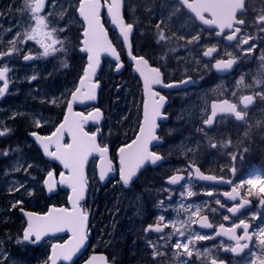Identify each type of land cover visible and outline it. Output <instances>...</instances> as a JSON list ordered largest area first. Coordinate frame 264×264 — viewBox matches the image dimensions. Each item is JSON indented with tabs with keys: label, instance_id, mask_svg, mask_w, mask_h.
Returning a JSON list of instances; mask_svg holds the SVG:
<instances>
[{
	"label": "snow or ice",
	"instance_id": "snow-or-ice-1",
	"mask_svg": "<svg viewBox=\"0 0 264 264\" xmlns=\"http://www.w3.org/2000/svg\"><path fill=\"white\" fill-rule=\"evenodd\" d=\"M126 2L127 0H24L23 6L17 9L22 16L19 23L24 25V29L20 30L19 25L15 28L10 26L6 30L8 33H13L7 41L9 46L7 50H2L0 47V64H3L0 66V82H2L0 99L9 91V73L13 69L5 61L13 56L22 55V60L28 62L48 58L56 53L66 54L69 51H78L86 57L82 75L78 78L74 90L61 94V96L70 98L61 101L60 97H54L50 100L41 99L40 101L42 104L63 106L66 109L63 119L53 124L48 134L42 135L38 131L29 133L33 142L42 150L47 161L58 162L63 170L57 174L54 169H40L38 164L33 163H29L25 167L19 162L12 168L13 172L23 171L25 174L22 181L13 180L8 188L10 195L19 194V198L10 203L8 210L18 209L26 218L25 227L22 229V238L17 237L16 243L39 245L50 236H56L58 233H70L69 238L63 243H49V252L41 264H74V258H77L87 246L90 211L85 207V202L90 187L89 177L86 173L89 158L98 156L101 161L98 177H96L99 182H104L110 173L116 171L112 159L109 158V147L101 139L105 134V129L102 126V110L99 107H94L85 113L74 111L73 107L74 104H83L86 101L97 99V89L100 87L97 73L102 66V57H110L114 61L110 67L114 72L120 73L124 68V62L118 47L125 49L130 60L134 63V71L143 82L145 99L142 101V111L136 124L134 138L121 146L116 154V159L119 161L117 183H121L125 187L130 186L146 164L155 166L165 159L150 147L154 142L162 140L158 134V120L164 116L162 109L167 101L164 95L155 90V86L179 89L183 85L194 83L191 76L165 83L160 67L150 65L149 59L146 58L147 53L134 54L131 38L138 25L126 22L124 13ZM155 5L156 0H151L148 9L150 17L155 10ZM14 7V5H9L5 10L0 11V18L3 17L5 11L12 15ZM159 7L161 9L159 18L153 21L157 46L162 43L169 45L175 38L185 41L183 47L189 51L204 47L197 60V65L203 62L204 68L215 69L220 73L229 72L241 58H247L260 51V64L264 68V0H160ZM164 10H167V15ZM105 12L108 22L117 29L115 40L110 38L109 30L103 22ZM134 12L135 9H133ZM250 13L251 15H249ZM182 17H186L187 21L196 25L199 30L184 31L186 25L180 22ZM60 21H64V23L61 24ZM75 24L80 26L78 38L75 42L66 45L68 37L62 34L70 32ZM0 29H2V25H0ZM165 29H168L172 35H167ZM205 31L209 33L210 37L216 38V44L202 45ZM143 34L141 33V35ZM221 40L228 42L225 47L230 46L234 51L225 50L222 56L221 49L218 47ZM29 42H32L33 46H38L35 55L31 48L25 52V46ZM169 50L175 51V48ZM166 55L167 53L161 59H165ZM204 58L207 59L204 60ZM212 61L215 62L212 63ZM61 63L64 68L69 67L66 61ZM36 79L37 76L32 75L29 83ZM255 84L259 87L252 94H238L236 91H232L229 95L234 98V102L229 98L213 100L210 106L211 114L203 119L199 131L207 135L208 129L214 125L218 116L222 119L234 117L236 121L247 124L250 109L256 107L258 101L264 102V72L261 73V79L256 80ZM120 87L122 85L117 86V91ZM236 87L250 88L251 86L245 84L244 77L241 76L236 82ZM18 115L22 114L14 112L11 118L16 119ZM123 119L127 120L128 117L124 116ZM51 123L42 115L35 119L37 129H43ZM89 124L94 125L95 130H88ZM0 126H3V122H0ZM11 131L10 128L4 127L0 131V137L10 135ZM107 133L111 135V129H108ZM247 135L249 133L245 132V136ZM210 146L211 148L218 147L215 143ZM222 146L227 147V144ZM11 151L20 152V149L17 147ZM247 151L248 149L245 148L244 152ZM9 155V150H0V156L7 157ZM239 158V153H230L231 161L234 162ZM32 169L44 173L39 181L42 183L41 190L46 189L49 194H52L58 186L70 189V194L67 196L70 207L50 205L43 214L25 211L24 198L34 195V189L29 187V181H37V177L31 175L30 170ZM176 171L177 174L171 175L165 181L167 185H181V182L186 180L184 175L179 174L181 170ZM184 171L187 173L188 183L182 185L183 190L178 193L176 217L166 220L165 215L160 214L159 222L149 224L143 229L145 234L153 232L158 234L156 242L146 238V244L152 250L151 264H158L161 259H167L170 250L173 256L179 258V264H195L191 259L194 253L197 260L209 257L203 260L202 264H225L223 259L211 255V249L204 247L201 250L198 247V242L215 240L216 237H227V240L232 242L229 244L221 240L220 245L218 247L214 245V247H217V251L222 248L225 254L231 253L235 257H240V260L235 264H264V214H252L253 221L257 219L261 221L255 226L246 219H239V222L232 223L231 227H225L224 223H220L212 233L196 231L191 225L198 224L201 229H214V224L209 221V215H200L202 205L185 203L186 200L199 194L193 190L194 183L203 181L233 185V181L226 180L223 176L207 175L194 163L187 164ZM229 171L235 174L234 164ZM4 175H9V172L6 170ZM57 175L59 179H56ZM245 185L247 186L245 196L257 197L259 204L264 206V176L255 175L240 181L238 185H233L231 191L220 194L227 200L236 202L233 206L226 208L232 217H236L252 202L241 196L238 191ZM163 191L170 193L166 197L168 201L173 199V195H177L171 188H165ZM204 195L213 197L214 190H207ZM208 203V201L203 202L204 205ZM214 203L219 206V209L225 208V204L218 196ZM159 207L168 210L164 199L159 201ZM208 211L215 214L218 209L210 207ZM181 213H183V219H180ZM222 219L230 221L231 217L223 215ZM3 223H7V220H4ZM177 223L181 227H177ZM169 228L171 231L165 232V229ZM238 230L241 233L239 235L237 234ZM8 238L11 239V236ZM4 243V240H0V248ZM0 264H14V260L6 248L0 250ZM83 264H109V258L103 254H92L84 260ZM112 264H115L114 258Z\"/></svg>",
	"mask_w": 264,
	"mask_h": 264
},
{
	"label": "flooded vegetation",
	"instance_id": "flooded-vegetation-1",
	"mask_svg": "<svg viewBox=\"0 0 264 264\" xmlns=\"http://www.w3.org/2000/svg\"><path fill=\"white\" fill-rule=\"evenodd\" d=\"M140 1L141 0H138V7H135L134 13L133 12L127 13L126 10L124 9L126 22L130 20V23H134L135 25H138V27L134 30V34L132 37L134 54L143 55L147 53L146 58L149 59L150 65L153 67H160L161 72L163 74L162 78L164 79L165 83H170L172 81H178L181 78H187L188 76L192 77V79L194 80V83L183 85L179 89L163 88L160 85L155 86V90L159 91L161 95H164L167 98V101L162 110V113L164 114L163 118L165 119V121L159 123V130H158V134L161 136L162 140L159 143V145L154 147L152 150L164 156L165 159L163 160V163L161 165L155 168L151 166L146 167L143 171H141L138 174L137 178L130 184V186L125 187V186H122L121 183H119L124 188V190L134 189L135 192L138 193V195L142 197V203L146 205V212L141 213V215L144 213L142 217H139L140 214L134 213L135 218H136L135 220H130L128 218H125V219L121 218L123 213H122V210L120 211V206L118 203L120 199L116 196V194H118L117 191L112 187V185L118 186L117 181L119 180V173L117 170L114 171L117 174V176L114 178V180H110L108 184L103 186L98 181L99 186H97V183L95 181L92 185L93 189L89 190L88 192L87 200L85 204L87 205L90 204L89 199L91 197L89 196L90 194H92L94 199L99 204L98 208L95 209L98 215L102 216L103 214H106L107 222L110 221V223L107 225V222H106L105 225L100 230V233L104 232V235L102 237H99L100 239L103 240V244L99 246L93 245L94 229L92 226L89 225L90 246H89V249L86 251V253L78 261L77 264H82L84 260L88 256H90L94 251H96L97 253L107 255L109 260L111 259L110 262L113 260L114 257L117 258L120 252V246H121L120 243L122 239L120 238V243H117V242L114 243L110 239L116 238V236H120L121 235L120 231L124 230L130 225H132L133 227V232H134V237H135L136 242L138 243L140 240L142 246L147 249V254L151 258L152 250L146 244V238L151 239L153 242H156L158 234L154 232L145 234L143 232V229L147 227V225L149 224H155L159 222L158 216L160 214L165 215L166 220L173 219L176 217V206H177V202L179 201L178 193L183 190L182 185H186L188 183L187 173L184 171V168L187 164L194 163L196 166L200 167L202 172H204L207 175L223 176L226 180L231 179L233 181V185H238L240 181L246 180L249 177V169L246 170V168L249 166L247 162V158L249 159V157H248V153L244 152V149L242 151L238 149L239 147H236L237 150H235V146H234V148L231 147L228 152H225V153L220 152L218 148H221L222 146L218 145L217 141H214V142H217L215 144H217L218 147L211 148L210 146L211 144L209 145L208 142L206 141L204 142L202 141V139L198 140V137L201 136L198 134H202L203 132L198 131V129H193L190 127L183 128L182 126L185 122L184 119L188 112H191V113L193 112L195 117L198 116V111L195 108V106H198V90H202L207 87L214 86L219 80H225L228 82V80L231 79L230 77L234 76L235 73L237 75H235V79L233 80V83L235 82L237 78H240L241 76L243 77L245 76L249 80L250 70L256 67L258 52H255L254 55H250L247 57L249 61L251 60V56H253L254 58L256 57V59L252 61V63L249 62V66L247 67L246 70H244L242 73H238L241 67H245L242 59H247V58H241L239 60V64L237 65L236 69H234V71H232L226 77L218 76L214 72L213 69L211 70L206 69L203 67V64L201 63L197 65V63L191 60H190V63H187L186 57L189 55V58H192V55H190L191 51L186 50V48L183 47V45L185 44V41H180L174 38L171 44L163 45V46L155 45L153 43L154 41L151 42L152 40L148 42L147 44L146 42L143 43L141 41L142 39L145 40L143 38L144 35L142 36L141 32L145 34V32H147L149 28H151L153 32L156 30L154 27L153 21L159 18L161 9L159 7L160 0H156L155 10L150 17L148 9H149L151 0L144 1L143 2L144 5H142V3L140 4ZM164 12H165V15L168 14L167 10H164ZM249 15H251V13ZM106 19L108 20V17L105 12L103 14V22L106 21ZM173 19L175 20V17H173ZM180 22L185 23L186 27L184 31L186 32L189 31V29H191L192 27L197 28L196 25L192 24L190 21H187L186 17H182ZM109 25H110V29L112 30L110 22H109ZM140 30L141 32H139ZM165 32L167 35H172V33L168 29H165ZM109 35H110V32H109ZM137 43L140 45L139 47L143 52H140L137 46ZM216 43H217V40L214 36L210 37L207 31L203 33V37H202L203 46H211L212 44H216ZM227 44L228 42L223 41V40L219 42L218 47H220L221 49V54ZM189 47H192V46H189ZM171 48H175V51H170L169 49ZM226 48L234 51V49L230 46ZM203 50H204V47L198 48L199 56L201 55ZM119 51L121 52V57L124 62L123 71L119 76H117L119 80V86L121 85L123 86V81L121 79L126 76L125 73L127 72L128 74L129 72H132L133 77L137 81V84H136L137 90L135 91V93L132 92V99L134 102L136 100L139 103L138 109H139V113L141 114L142 101L145 99V94L143 91V83L138 77V75L136 74V72L134 71V65H132V63L130 62V59L127 56L125 49H121ZM165 53H167L165 59H161V57L165 56ZM108 61L112 62L109 59L104 60L103 67L101 69L100 74L102 73L104 66ZM21 62L23 63V60H21ZM214 62L215 61H212V63ZM98 78L100 79V85L102 89L103 82L100 78V75L98 76ZM0 86H2V83H0ZM10 86L11 84L9 85V90H10ZM121 90L122 89L120 88L118 92L121 93ZM231 92H232V88L230 87V91L225 96V98L233 99V102H234V98H232L229 95ZM6 95L4 97H6ZM99 98H100V94H99ZM193 98L196 99L197 102L195 103L194 106L189 107L190 100ZM213 100H217V99H213V98L210 99L208 115L211 114L210 106ZM99 105L100 104L98 102L97 106L95 107H99ZM92 109L93 108H85V109H81L80 111L87 113L91 111ZM100 109L101 110L104 109V105H102ZM251 112H252V108L249 111V118L251 116ZM103 115L105 118L104 112H103ZM226 118L230 119V125L227 130L230 138H232V141L238 139L237 143H240L241 142L240 137L244 135L246 128H244L242 122H237L234 119V117H226ZM62 119H63V116L61 120ZM219 119H222V118L217 119L215 126L212 129L207 131L208 134H210L212 131L215 130ZM235 127L237 129L233 130ZM87 128L89 130L90 129L95 130V127H92V126L90 127L87 126ZM48 131L49 130L47 129L38 130V132H40L42 135L48 134ZM225 132L223 136L225 135ZM235 135L236 137L234 138ZM27 136L28 138H30L29 133H27ZM126 143H129V142L122 143L119 146V148ZM38 150L42 154V151L39 148ZM109 152H110V158L113 161L114 168L116 169V167L119 164L118 159H116L117 150H115V147L112 148L109 146ZM230 153L231 154L239 153L240 158L233 162L230 159ZM233 164L236 168L235 174L229 171L230 167ZM55 166L56 168H59L57 165ZM172 168H178L179 170H181L179 174L184 175L186 177V180L182 181L181 185L179 186H170L165 183L168 177H170L173 174H177V171H173ZM207 168H210L208 170V173L205 172ZM56 172L58 174L59 170H57ZM143 172H145V174L140 176ZM146 175L150 176L148 180H140L142 177ZM56 177H58V175ZM233 185H229V184L207 185L200 181L194 183L193 190L199 194L186 200L185 203H193V204L202 205L200 215L201 216L209 215V221L214 224V229L202 230L198 228V224L191 225L193 229L201 233H212L214 232L215 228H218L220 223H224L225 227H231L232 223H238L239 219H246L249 223L255 226L253 220L251 219V216H252L251 212L257 210V207L264 211V206H260L259 200L257 199L255 200L252 197L245 196V192L247 188L246 185L244 188H239L238 191L240 192L241 196H244V198L250 199L252 201L253 208L252 209L250 208L242 209L241 210L242 214L238 213L236 217H232V214L226 211L227 207L233 206V204L236 202L229 201L220 194L225 191H231V187ZM90 187H91V184H90ZM165 188L174 189L175 193H177V195H173V199L171 201H168L166 199V197L170 193L163 191V189ZM94 190L95 192L92 193ZM207 190H214V196L208 197L204 195V192ZM217 196L221 199V202L225 204L224 209H219V206L214 203V200ZM161 199L165 200V206L167 207L168 210H165L164 208L159 207V201ZM204 201H208L209 203L207 205H204L203 204ZM210 207L217 208L218 212L215 214L209 213L208 209ZM223 215H229L231 217L230 221H223L222 219ZM183 218H184L183 213H181L180 219H183ZM177 226L181 227L179 223H177ZM168 231H171V229L170 228L165 229V232H168ZM237 234L238 235L241 234L239 230ZM64 238L65 239H61V238L54 239L52 243L64 242L68 237H64ZM221 240L229 244L232 243L231 241L227 240V237H216L215 240H207V241L198 242V247H200L201 250L204 247L211 249L212 250L211 255L218 257L219 259H223L225 261V264H235L236 261L240 260V257H235L231 253L225 254L222 248H219V251H217V247L220 245ZM214 245L217 247H214ZM98 247L99 248L103 247V249L106 252L105 253L99 252L97 249ZM168 255L169 256L172 255V252H168ZM208 258L209 257H202L200 260H197L196 254H195L194 262L195 264H202V261ZM170 260H171L170 258L161 259L158 262V264H178V262H171Z\"/></svg>",
	"mask_w": 264,
	"mask_h": 264
},
{
	"label": "rangeland",
	"instance_id": "rangeland-1",
	"mask_svg": "<svg viewBox=\"0 0 264 264\" xmlns=\"http://www.w3.org/2000/svg\"><path fill=\"white\" fill-rule=\"evenodd\" d=\"M144 1L146 0H141L140 4L142 3V5H144ZM23 3L24 0H0V11L5 10L9 5L15 6L13 8L12 15H9L5 11L3 17L0 18V25H2V29H0V47H2V50H7L9 46L7 41L13 35V33L6 32L10 26L15 28L17 25H19L20 30L24 29V25L19 23L22 19L21 13L17 11V9H20L23 6ZM135 7H138V0H127L125 5V10L127 13L133 12ZM127 22L130 23V20ZM60 23L63 24L64 21H60ZM104 23L110 32L111 38L115 40L116 33L110 29L108 20L106 19ZM79 27V24H75L71 28L70 32L62 34L68 37L66 45L75 42V40L78 38ZM189 31H198V29L192 27L189 29ZM139 32H141V30ZM155 33L156 30L153 32V30L149 28L148 31L143 34L144 36L142 35L143 38L147 40L146 44L152 40L151 42L154 41L153 43L156 45ZM163 45L164 44L162 43L160 46ZM137 46L140 52H143L140 49V45L138 43ZM29 48L32 49L33 55H35L38 46H33V43L29 42L25 46V52ZM118 49L121 50L122 48L118 47ZM225 50L232 52L231 49L225 47L221 54L222 56ZM257 52L260 53L259 51ZM190 55H192V58H189V55L186 57L187 63H190V60L197 63V60L200 57L198 54V48H196L194 51H191ZM253 58L254 57L251 56L250 61L248 58L242 59L245 67H241L238 73H242L244 70H246L249 66V62L252 63V61L256 59V57L254 59ZM21 60L22 55L13 56L12 58L5 61V63H7L8 66L13 69V71L9 73L11 84L10 90L6 97L0 99V122H3V126H0V131H2L4 127L10 128L12 130L10 135L0 137V150L7 149L10 151L9 156H0V213L3 215V219L7 220L8 223H13L16 221V217L14 214H12V210L9 211L8 209L10 208V203L19 198V194L10 195L8 193V188L10 187L13 180L22 181L25 176L23 171H12L14 164L19 162L26 167L27 164L33 163L38 164L40 169H54L55 171H61L59 168H56L54 164L49 163L48 161L46 162L35 143L30 140V138H28L27 133L43 129L49 130L53 124H56L61 120L63 113L65 112V108L63 106L56 107L47 103L42 104L40 101L41 99L50 100L54 97H60L61 101L68 99L69 96H61V94L67 93L69 90H74V87L78 82V78L80 75H82V68L86 63V57L82 56L78 51H69L66 54L56 53L54 56H50L48 58L34 60V63L30 65L23 64ZM62 61H66L69 64V67H62ZM112 64L114 63L108 61L105 64L102 73L100 74V78L103 82H101L103 84V88L100 92L99 107L101 108V106L104 105V109L102 110L105 114V121L102 126L105 129V134L104 137H102V141L106 143L108 147H115V150H118L122 143L130 142V140L134 137L136 124L140 113L138 109L139 103L136 100L134 102L132 99V92L135 93L137 90V81L133 77L132 72H129L128 74L126 72V76L121 79L123 81V86L120 88L123 91L121 90L120 93L117 91L116 87V85L119 86V80L110 67ZM201 64H203V62H201ZM0 66H3V64H0ZM49 73H51V75H49ZM32 75H36L37 79L32 80L31 83H29ZM235 75L237 74L235 73L234 76L230 77L231 79L228 80V82L225 80H219L214 86L198 90V106H195L198 111V116L195 117L193 112H188L185 116V122L182 127H190L193 129H198L199 131L203 119L209 114L210 99L213 98L218 100L225 98V96L230 91V87L232 88V91H236L238 94H252L253 88L250 84V79L248 80L247 77L244 76L246 78H244V82L245 84L250 85V88H237L236 82L241 77L237 78L233 83ZM196 102V99H191L189 107L194 106ZM14 112L20 113L22 115H18L16 119H12L11 116ZM40 115L52 123L46 125L43 129H37L35 127V119L39 118ZM124 116H127L128 119L124 120ZM229 125V118L219 119L215 130L210 134L207 133V135H205V133L198 134L201 135L198 137V140L202 139V141L208 142L209 145L217 142V144L221 146L227 144V147L222 146L221 148H218V150L223 153L228 152L230 148H234V146L235 150H237L236 147H239L238 149L242 151L243 149L247 148L249 157V159L247 158V162L249 164L251 160V145L255 141L253 138H251L254 134H251L252 131L249 127V121L247 124H243L244 128H246L245 132L249 133V135L242 138L244 143L236 144L234 141H232V138H230L229 133L227 132ZM108 129H111V135H108ZM260 131L264 134V124L260 127ZM224 132L225 135L223 136ZM17 147H19L20 152L11 151ZM96 164L97 159H93L88 170L89 181L91 180L90 190L93 189L92 185L95 181L97 186H99L98 179L96 178L98 177ZM252 167L253 166L249 164V166L246 168V170L249 169L248 178L255 175H260L258 172H254ZM262 168H264V166H262ZM176 169L178 168H172L173 171H176ZM6 170L9 172V175L7 176L4 175ZM116 170L118 171V166L116 167ZM30 172L31 175L37 177V181H29V187L34 189V195L32 197L39 198L40 194H45V191L41 190L42 183H39L40 177L43 176L44 173L36 169L30 170ZM144 174L145 172H143L140 176ZM149 177L150 176L146 175L140 180H148ZM112 187L117 191L118 194H116V196L120 199L118 203L120 206V211L122 210L123 213L121 217L122 219L128 218L130 220H135L136 218L134 213L140 214L139 217L144 215L146 212V205L142 203V197L138 195L134 189L124 190V188L119 183L118 186L112 185ZM94 192L95 190L92 193ZM67 196L68 193H62L60 196L55 198L62 200V198L67 199ZM89 197H91L89 199V203L91 205L93 203L94 197L92 194H90ZM26 198L30 197H25L24 199ZM55 198H49L50 203H55ZM252 198L258 200L257 197L253 196ZM142 212L144 213L141 215ZM251 213L261 215L264 214V211L257 207V210ZM253 222L254 225H257L261 221L257 219ZM24 227L25 221L22 217L21 219H18L13 231H9L4 227H0V240H4V236L7 239V242L5 241L0 250L6 248L10 256L13 258L14 264H41L46 254L49 252V243H52L54 240L45 242L39 248L29 246L25 243L17 244L16 239L17 237L22 238V229ZM9 236H11V239L8 238ZM61 239L65 238L63 237ZM110 240L114 243L117 241L116 238H111ZM94 243L99 246L103 244V240L99 237H94ZM169 252H171V250ZM194 257L195 253L191 258L193 261L195 260ZM168 258L171 259V262H178L179 264V258L173 255H168Z\"/></svg>",
	"mask_w": 264,
	"mask_h": 264
},
{
	"label": "trees",
	"instance_id": "trees-1",
	"mask_svg": "<svg viewBox=\"0 0 264 264\" xmlns=\"http://www.w3.org/2000/svg\"><path fill=\"white\" fill-rule=\"evenodd\" d=\"M260 52V51H259ZM260 55L261 52L258 53V58H257V63L256 67L250 70L249 78H250V84L252 85V91L258 90V85L254 84V80L261 79V73L264 72V68L261 67L260 64ZM249 124H250V130L252 131L251 134H254L253 138L255 141L251 145V160L250 163L252 167V170L254 172H258L261 176H264V134L260 131V127L263 126L264 124V102H259L257 103V106L252 108L251 116L249 118ZM238 125V124H237ZM237 128L235 127L233 130H236ZM89 130V129H88ZM91 130V129H90ZM244 135H242V138H244ZM236 135L234 136V138ZM236 144H238V139L234 140ZM246 141V140H245ZM210 168H207L205 170L206 173H208V170ZM204 170V169H203ZM62 193H68L67 191H61L59 195L60 196ZM47 198H46V197ZM54 197H48L46 194H40L39 198L36 197H30L25 199V203L23 205L25 210L28 211H34L37 213L43 214L44 212L47 211L48 207L50 205H55V206H66L67 205V199L62 198V200H59L58 198ZM49 198H55L54 202L50 203ZM99 204L98 202L93 199V203L90 204H85V207L90 211L91 214V221H90V226L93 227L94 232L93 236L94 237H102L104 235V232L100 233L101 228L105 225L107 222V215L106 214H101L102 216L98 215L97 211L95 210L98 208ZM12 214L15 215V220L13 223H3V215L0 213V227H4L5 229L9 231H13L14 227L18 221V219H21L19 210L18 209H13ZM110 223L107 222V225ZM120 236H116L117 243H120V238L121 240V246H120V252L117 258L114 257L115 264H151L150 257L147 254V249L144 248L139 240L137 243L134 237V232H133V227L130 225L129 227L125 228L124 230L120 231ZM4 241L7 242L6 237L4 236ZM93 245L97 246V244L94 243V238H93ZM99 252H106L103 247H98L97 248ZM111 260V259H110ZM112 262V261H111Z\"/></svg>",
	"mask_w": 264,
	"mask_h": 264
},
{
	"label": "water",
	"instance_id": "water-1",
	"mask_svg": "<svg viewBox=\"0 0 264 264\" xmlns=\"http://www.w3.org/2000/svg\"><path fill=\"white\" fill-rule=\"evenodd\" d=\"M111 24V23H110ZM111 28H112V30L115 32V33H117V29H115L112 25H111ZM133 37V36H132ZM132 39V38H131ZM126 51V50H125ZM126 53H127V51H126ZM81 54V53H80ZM82 56H84L83 54H81ZM127 56H128V54H127ZM129 57V56H128ZM106 59H109L110 61H112L111 60V58L110 57H108V56H103L102 57V66H101V69H102V67H103V62H104V60H106ZM130 59V58H129ZM205 60L207 59V58H204ZM34 61V60H33ZM33 61H28V62H24L23 61V63L24 64H31V63H33ZM113 63H114V61H112ZM130 62L132 63V65H134V63L130 60ZM238 64H239V61H238ZM237 64V65H238ZM237 65H234V67H233V69L232 70H230L229 72H226V73H220V72H217L215 69H213L214 70V72L218 75V76H220V77H226L227 75H229L232 71H234V69H236V67H237ZM101 69L98 71V73H97V76H99V74H100V72H101ZM122 71H123V69L121 70V72L120 73H116V72H114L115 73V75L116 76H119L121 73H122ZM137 74V73H136ZM138 75V74H137ZM139 77V76H138ZM140 78V77H139ZM140 80H141V78H140ZM142 81V80H141ZM143 83V82H142ZM156 86H158V85H156ZM100 90H101V85H100V87H99V89H97V99L95 100V101H86L85 103H83V104H80V103H77V104H74V111H78V112H82V111H80L81 109H85V108H88V107H93V106H95V105H97V102H98V98H99V93H100ZM163 110V109H162ZM218 118H221V117H217L216 118V121H217V119ZM165 121V119L162 117V118H160L159 120H158V123H160V122H164ZM216 121H215V123H214V125L211 127V128H209L208 130H210V129H212L214 126H215V124H216ZM103 122H104V115H103V120H102V124H103ZM238 122V121H237ZM89 127L90 126H92V127H95L94 125H92V124H89L88 125ZM159 130V129H158ZM30 136V135H29ZM30 139L33 141V138L30 136ZM159 143L160 142H154L153 143V145H151L150 147L153 149L154 147H156L157 145H159ZM37 145V144H36ZM38 146V145H37ZM38 148H39V146H38ZM40 149V148H39ZM41 150V149H40ZM42 151V150H41ZM46 158V157H45ZM93 158H96V159H98V162H97V165H96V169H97V174L99 173V167H100V164H101V161H100V159H99V157L98 156H93V157H90L89 158V162H88V164L86 165V173L88 172V168H89V165H90V162H91V160L93 159ZM109 158H110V152H109ZM47 159V158H46ZM111 159V158H110ZM49 162H51V163H54V164H56V165H58L59 166V164H58V162H52V161H49ZM163 163V161L162 162H159L157 165H155V166H153V165H151V164H146L145 166H144V168L141 170V171H143L146 167H148V166H151V167H157V166H159V165H161ZM61 169H62V167L61 166H59ZM113 167H114V165H113ZM63 170V169H62ZM140 171V172H141ZM116 177V173L115 172H112V173H110L109 174V176L106 178V180L104 181V182H100L102 185H106V184H108L109 183V181L111 180V179H114ZM56 179H59V177L57 178L56 177ZM136 178H134V180H135ZM200 182H202V183H205V184H207V185H222V184H213L212 182H203V181H200ZM170 186H172V185H170ZM175 186H179V185H175ZM60 190H66V191H68L69 192V194H70V189H68L67 187H65V186H58L57 187V189L52 193V194H49L48 192H47V190L45 189V193L48 195V196H55V195H57L59 192H60ZM261 206V205H260ZM57 207H60V206H57ZM65 207H70V205L68 204V206H65ZM248 208H250V209H252L253 208V203L251 202V204L249 205V206H247V208L246 209H248ZM25 211H28V210H25ZM30 212H34V211H30ZM37 213V212H36ZM19 214H20V216L26 221V218L21 214V212L19 211ZM89 223H90V217H89ZM198 228H200L199 227V225H198ZM201 229V228H200ZM202 230H208V229H202ZM68 237L69 238V236H70V233H58V234H56V236H50V237H48V238H46V240L44 241V242H46V241H49V240H52V239H55V238H59V237ZM67 238V239H68ZM66 239V240H67ZM44 242H42L41 244H39V245H31V246H33V247H40ZM57 243V242H56ZM59 243H63V242H59ZM89 246H90V241H89V239H88V242H87V246H86V248L84 249V250H82V253L81 254H79V256L77 257V258H74V264L76 263V262H78V260L86 253V251L89 249ZM92 254H97V255H99V253H97L96 251H94ZM91 254V255H92ZM104 255V254H103ZM234 255V254H233ZM106 256V255H105ZM83 264V263H82ZM109 264H111L110 262H109Z\"/></svg>",
	"mask_w": 264,
	"mask_h": 264
},
{
	"label": "bare ground",
	"instance_id": "bare-ground-1",
	"mask_svg": "<svg viewBox=\"0 0 264 264\" xmlns=\"http://www.w3.org/2000/svg\"><path fill=\"white\" fill-rule=\"evenodd\" d=\"M141 41H142L143 43H145V42H146V41H145V40H143V39H142Z\"/></svg>",
	"mask_w": 264,
	"mask_h": 264
}]
</instances>
